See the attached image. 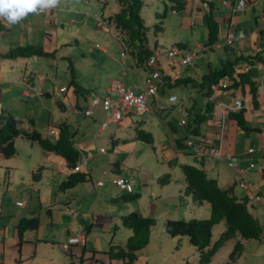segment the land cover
<instances>
[{"label":"crops","instance_id":"crops-1","mask_svg":"<svg viewBox=\"0 0 264 264\" xmlns=\"http://www.w3.org/2000/svg\"><path fill=\"white\" fill-rule=\"evenodd\" d=\"M238 1L210 2L219 31L217 42L207 46L208 7L204 8L199 0H184L183 8L175 11L169 3L153 0L156 9L154 17L148 20L143 18L149 29L147 42L151 52L165 45L167 51L175 47L184 54H196L190 65L180 67L171 65L166 56H160L157 66L166 75L164 85L182 83L180 80L186 78L199 80L207 72L208 65L219 68L222 62L236 59L237 71L249 67L248 75L254 91L251 94L246 88L241 93L227 84L224 89L214 90L210 97H203L192 88L193 95L202 98L201 109H193L203 113L206 105L211 106L210 113L206 114L208 120L202 124L197 141L202 145L220 146L223 159L199 157L186 148L178 151L165 133L163 144L158 148L154 146L159 165H152L148 173L139 171L138 174L134 167L143 166L139 150L135 148L138 146L146 152L147 146H153V136L148 132L152 137L151 144L137 138L136 131L143 130V121L134 124L135 135L125 133L124 128L132 123V115L145 110L126 109L120 121L101 128L94 115L84 116L83 110L87 106H80V98L86 103L90 97L105 96L106 89L116 79H121L123 85L135 93L142 92L146 75L145 67L135 66L128 52L126 55L129 59L126 55L125 58L120 56V46L122 49L124 44L122 36L110 24L104 23V31L92 30L93 19L85 14L83 22L86 24L82 29L79 28L75 17L83 16V9L90 13L89 9L94 7L92 0H61L56 8L30 14L11 26L0 20V113L9 112L25 128L28 120H32L33 128L38 131L32 118L24 121L23 117L35 112H46L47 125L44 123L40 131L52 142L55 139L50 135V129H57L60 122H66L73 132L72 141L78 152L77 166L80 170L76 173L86 174L84 181L60 191L59 184L75 173L67 168L64 159L44 151L37 143L23 137L14 140L16 153L13 157L18 158L10 162L9 159L13 157L4 158L0 155V180H7L8 188L22 186L24 190L21 196L25 197V191L29 190L26 200L29 198L30 201L29 204L26 200L15 202L19 211L13 219H5L3 205L0 206V220L5 221L3 228L0 224V264H124L122 260L111 259L106 252L109 246L123 247L131 235V230L121 223V217L129 213H138L155 220L147 245L137 252L132 264H198L199 254L188 238L172 237L164 230L166 220H202L210 216V205L206 202L195 204L186 191L181 173L183 165L201 168L222 189L234 185V196L238 200L246 199L249 212L264 229V200L255 202L252 198L255 194L264 197V0H246L243 10L236 9ZM106 2V6H101L102 12L110 5L111 11L118 10L114 0ZM98 3L101 4V0ZM159 10L164 13V18L160 21L161 31L155 33L152 27L159 22L156 18V14H162L158 13ZM26 46L40 48L51 56L25 59L2 57L12 49ZM58 59L64 65L67 63L69 77L65 75L61 81H57L55 75V79L47 80L44 70L51 69ZM27 63H30L31 70L27 69ZM33 67H36L37 72L33 71ZM131 79L135 80L134 84ZM137 81L142 86L137 85ZM39 91L41 95H38ZM43 95L48 98L46 103ZM154 100L155 96L148 97L147 107L152 102L155 104ZM237 100H243L246 128H240L228 118L229 112L236 111L234 106ZM195 103L189 104V108ZM99 111L94 109L93 114H101ZM19 153H25V159H19ZM227 162H235L236 167L244 172L249 192L236 186V172L228 167ZM250 164L254 167L249 168ZM40 167L44 171L41 170L38 179L34 180L32 175ZM19 168L22 169L21 178L16 182L11 170ZM109 169L112 172L109 176L111 184L104 189L105 184L101 182L102 185L98 186L97 183L101 181L100 178L107 177ZM49 171L53 172L50 177ZM117 176L125 177L131 183L132 194H136L133 200L123 199L127 193L120 196L115 193L112 180ZM43 191H57L63 195L59 203L54 205L39 202L37 211L31 195L38 193L41 198ZM92 193L93 199L89 200ZM62 201H66L64 206ZM17 202H22L23 206L18 207ZM35 216L38 218V227L24 231L20 239L17 223L22 218ZM218 226L221 228L214 231ZM225 229L224 220L212 227L211 244ZM75 234L86 239L85 245L63 250L61 245ZM175 238H178L176 244ZM252 240H241L244 250L257 246L264 251V238L254 240L255 245L249 243ZM235 242L236 239H232L223 245L227 257L226 260L223 258L222 264H242L241 256L228 263L227 253ZM215 255L209 264H216Z\"/></svg>","mask_w":264,"mask_h":264},{"label":"trees","instance_id":"trees-1","mask_svg":"<svg viewBox=\"0 0 264 264\" xmlns=\"http://www.w3.org/2000/svg\"><path fill=\"white\" fill-rule=\"evenodd\" d=\"M170 4V8L177 11L183 8L184 0H163ZM118 10L113 13L106 23L110 24L122 36V41L127 48L128 55L134 61L135 66L145 67L146 60L151 55L148 47L147 32L140 15L143 5L142 0H114ZM106 0H101L102 8L106 6ZM206 14L207 39L206 45L212 46L217 42L218 25L213 19V6L208 3ZM158 23L152 27L155 33L161 31L160 21L164 18V13L156 14ZM51 56L43 52L40 48L33 46L20 47L10 50L2 57L7 59H25L29 57ZM236 59L222 62L219 68H213L208 65V70L199 80L186 78L180 80L184 85L195 88L203 97H210L214 90L223 89L221 83L227 81L228 86L236 91L243 93L245 89L253 93L252 82L248 71L242 72L236 70ZM179 83V82H178ZM192 106L187 109L192 112ZM199 111V110H198ZM211 106L206 105L203 113H192V123L189 124L187 132L197 136L202 124L208 120V113ZM244 108L238 111H231L228 118L236 123L240 128H246L244 120ZM32 120H28L27 128L23 123L16 120L9 112L0 113V155L4 158H11L15 155L14 140L23 137L31 142L37 143L44 151L59 155L66 162L69 170L77 166L78 152L73 145V132L66 122H60L57 125L58 136L55 142L41 136L32 126ZM169 128L175 131V127L168 123ZM136 136L147 144L152 143L151 134L137 129ZM185 138L174 141L178 151L184 150ZM264 160V139L263 153ZM42 167L33 173L32 177L37 180ZM186 191L191 195L195 204L206 202L210 205V216L202 220H166L164 230L172 237H187L191 245L195 247L199 254L198 264H209L215 253L229 240L236 239L232 250L228 254V263L237 260L243 252L241 240H262L264 238V229L258 220L249 212L246 206V199L238 200L233 194V186L222 189L217 185L215 179L209 178L201 168L191 165L181 166ZM83 173H72L67 176L65 181L59 184V190L65 191L74 187L76 184L84 181ZM136 194H128L123 197L125 201L133 200ZM224 220L226 229L221 232L218 238L211 244V229L214 225ZM122 225L131 230L123 247L109 246L106 254L111 259L122 260L124 264H132L136 259L137 252L144 248L149 241V232L155 224L153 218L144 217L138 213H129L121 217ZM38 218H22L16 225L19 238H22L23 232L38 227ZM189 264V263H185Z\"/></svg>","mask_w":264,"mask_h":264},{"label":"rangeland","instance_id":"rangeland-1","mask_svg":"<svg viewBox=\"0 0 264 264\" xmlns=\"http://www.w3.org/2000/svg\"><path fill=\"white\" fill-rule=\"evenodd\" d=\"M74 1V0H73ZM143 1V5L141 7V17L144 18L145 20H148L150 17H154V11H156L155 9V3H153V0H142ZM92 2L94 3V7L92 9H89L90 13H87L88 11H86L85 9H83L84 11H81V14H83V16H77L75 17V22H77L78 26L80 29H82V27L86 24L85 22H83L84 20V16L85 14H89L90 18L93 19V22L91 23V29H95L96 31H98V29L101 31H104V23L106 24V19H108V17L111 16V14L117 10V8L114 11H111V5L108 6L103 12L101 10V4L98 3V0H92ZM84 7V6H82ZM158 13H162V10H159ZM104 22H103V21ZM112 32V29H111ZM102 44V43H101ZM104 45V44H103ZM167 47L165 45H160V50L161 52H165L167 50ZM123 48L121 49L120 46V51L122 52ZM126 58L129 59L128 55H126ZM194 61V60H193ZM192 61V62H193ZM191 62V63H192ZM129 64V62H127ZM30 63H27V69L31 70L30 67ZM64 66V67H63ZM66 66L67 63L64 65V62L61 60H57L56 62L53 63L51 69L46 68L44 70V75L47 76V80H51L52 78L55 79V75L57 76L56 80L57 81H61L63 76L67 75V70H66ZM26 67V66H25ZM192 68H194V66H192ZM36 67H33V71L37 72V70H35ZM188 70V68L186 69ZM57 71V72H56ZM126 80V79H125ZM139 80V79H138ZM144 80V78H143ZM131 83L134 84L135 80L131 79ZM137 85L142 86V83H139L137 81ZM192 87L188 86H184V84L182 83H178L172 86H167V85H162L158 88V92L157 94H155V104H153V102L149 105V107H147V110L140 112L137 115H132V123L129 125H125V133L129 132L131 133V135H135V131L133 129L134 124L138 121H143L142 124V129L146 132H150L153 136V146H147L146 147V152L143 151L142 149H140L138 146H136V150H139V154H140V161L142 164V168L141 167H134L135 169V173L138 174V172H145L148 173L151 171V166L152 165H159L158 164V159L156 157L155 154V147L158 148L162 143V141L164 140L165 137V133L170 137L171 143L174 145V141L176 139H180V138H185V131L188 130L189 128V124L192 123V113L195 111L197 113H199L200 111L193 109L191 113H189L187 111V109L189 108V104H193L195 103V107L200 108L201 106V97L197 98L196 96H194L192 93ZM52 92V89L49 90V93ZM38 95H41V92L39 91ZM106 95V94H105ZM97 97H90V99H88L85 103H83V99L80 98V106L86 105L88 104V102L91 99L94 98H98V100H102V98L104 97L103 95L98 96ZM44 99V102L46 103V101L48 100V98L46 96H42ZM173 97L174 100H170V98ZM191 97V98H190ZM52 101V100H51ZM28 102H31L30 100H28ZM50 102V101H49ZM193 106V105H192ZM95 109L100 110L99 112L101 114H93V118H95L96 121L99 122V124L102 123L103 121V117H102V109L101 107H96ZM67 113V112H66ZM65 113V114H66ZM71 116V114H69ZM47 113L42 111V114H37V112H35L33 115H26V117H23L24 121L27 120V118H32L34 120V127L41 133V135L43 137H45V135H43V133L40 131L41 126L45 123L47 125ZM53 118V117H51ZM103 118V119H102ZM184 120L186 122V124L181 127L180 126V121ZM81 121V120H80ZM80 121L78 122L80 124ZM171 123L174 127H175V131H172L169 126L168 123ZM207 122V121H206ZM205 122V123H206ZM204 123V124H205ZM195 140H197V136H194ZM174 140V141H173ZM155 146V147H154ZM37 149H39V151H41L38 146H36ZM143 155V157L141 156ZM25 153H19V159L23 158L25 159ZM18 156L13 157L11 159H9L10 162H15L17 160ZM144 168V169H143ZM44 170H42L43 172ZM21 173H22V169L19 168L17 170H11V174H14L15 176H13L16 179V182H18L21 178ZM46 173V172H44ZM49 177L51 176V174H53V172H47ZM112 175V172H110V169L108 170V174L107 177H102L100 178V182H102L103 184H105V187H103L104 189L108 188V185L111 184V178L109 176ZM32 183L34 184L35 182H33L34 180L31 178ZM43 181V180H41ZM7 180L5 182H3L2 180H0V206L3 205V210H4V218L5 219H13L14 217H16L17 215V211H19L18 208L15 207V202L16 201H24L26 200V193L29 192V190L25 191V197L21 196L22 191L24 190L21 187L19 188H8L7 186ZM82 187V186H79ZM115 193H117L119 196L122 194H126L125 191H121L118 190L114 185H112ZM93 191V190H92ZM62 193L57 192V191H43V193L41 194V198L38 197V193H36V195H31V198L34 200L35 203V210H39V202H42L43 204H49V205H54L59 203V201L61 200L62 197ZM93 193L92 195L89 197V200L93 199ZM30 199L27 198V200L25 202H27V204H29ZM63 204L62 206H64V204H66V201H62ZM15 207V208H14ZM28 207V206H27ZM45 213V212H44ZM0 224L3 228V226L5 225V221H1L0 220ZM221 226H218L214 229V231H216L217 229H220ZM178 238H175V244L177 242ZM187 243V242H186ZM249 243H256L254 240H252ZM255 245V244H254ZM192 247V246H191ZM224 246H222L215 254V263L216 264H222V260L224 258V260H226V255H225V249L223 248ZM230 252V251H229ZM228 252V253H229ZM227 253V255H228ZM252 253H255L256 255L253 256ZM242 264H264V251L259 250V248H257V246H252V247H248L245 248V250L243 249V253L241 254V260ZM191 263V262H190Z\"/></svg>","mask_w":264,"mask_h":264},{"label":"built area","instance_id":"built-area-1","mask_svg":"<svg viewBox=\"0 0 264 264\" xmlns=\"http://www.w3.org/2000/svg\"><path fill=\"white\" fill-rule=\"evenodd\" d=\"M203 7L206 8L208 3L212 0H199ZM246 0H239L236 4L237 10H243L245 8ZM44 13V12H39ZM229 42V41H228ZM97 46V45H96ZM127 53V48L123 44V51L120 56L125 58ZM166 56L167 60L173 66H187L196 58V54H184L178 48H171L168 51L161 52L160 50L152 51L149 58L146 60V75L143 80V91L135 93L134 91L126 88L121 79H116L111 82V84L106 89V95L102 100L91 99L87 107L83 110V114L86 117L93 115V110L96 107H101L104 113V119L100 124L101 128L106 127L110 123H115L120 121L123 118L124 111L126 109H138V110H147V98L154 97L158 91V88L165 83L166 75L160 68L157 66V61L160 56ZM242 72L249 71V67H244ZM227 84L226 80L221 83L222 88L224 89ZM170 100H174L173 97ZM243 107V100H237L235 102L234 109L236 111L240 110ZM262 117L264 118V110L262 112ZM186 124L184 120L180 121V126L183 127ZM50 135L56 140L58 136V130L55 128L50 129ZM184 146L188 149L191 154L197 155L199 157H210L216 159H223V153L220 150V146H209L202 145L197 140H195L194 135L190 132L185 131V142ZM250 153L253 152L252 149L249 150ZM229 168L233 169L236 172L235 183L238 188L249 192L250 187L247 184L246 176L244 172L236 167L235 162H227ZM254 165L250 164L249 168H253ZM73 172H78L80 170L79 166L74 167ZM112 184L118 189L125 191L126 193H132L133 188L131 183L122 176H117L112 180ZM98 186H101L102 183H97ZM253 200L255 202H260L264 200L262 195L255 194L253 195ZM18 207H22V202H17ZM73 212V208L70 209ZM86 239L78 234L68 237L65 243L61 245L62 249L67 251L72 246H84Z\"/></svg>","mask_w":264,"mask_h":264},{"label":"clouds","instance_id":"clouds-1","mask_svg":"<svg viewBox=\"0 0 264 264\" xmlns=\"http://www.w3.org/2000/svg\"><path fill=\"white\" fill-rule=\"evenodd\" d=\"M60 3L61 0H0V20L11 26L18 24L30 14L54 9Z\"/></svg>","mask_w":264,"mask_h":264}]
</instances>
